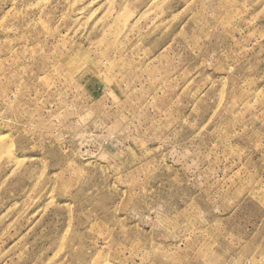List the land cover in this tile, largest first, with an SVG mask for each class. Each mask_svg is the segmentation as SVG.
<instances>
[{
    "label": "rangeland",
    "instance_id": "obj_1",
    "mask_svg": "<svg viewBox=\"0 0 264 264\" xmlns=\"http://www.w3.org/2000/svg\"><path fill=\"white\" fill-rule=\"evenodd\" d=\"M0 264H264V0H0Z\"/></svg>",
    "mask_w": 264,
    "mask_h": 264
}]
</instances>
